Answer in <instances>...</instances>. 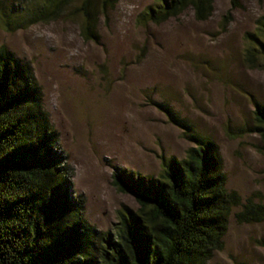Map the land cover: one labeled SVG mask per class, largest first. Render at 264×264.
Listing matches in <instances>:
<instances>
[{
    "label": "rangeland",
    "instance_id": "374dc122",
    "mask_svg": "<svg viewBox=\"0 0 264 264\" xmlns=\"http://www.w3.org/2000/svg\"><path fill=\"white\" fill-rule=\"evenodd\" d=\"M153 4L120 0L107 21L100 17L97 43H85L79 22L65 14L13 32L0 28V46L30 64L42 88L73 170V194L84 197L85 217L100 231L113 229L123 206L138 209L113 187V167L155 177L160 155L182 160L192 146L150 101L168 103L196 134L217 143L228 190L264 203V145L242 133L253 126L255 103L264 105V69L249 68L243 58L244 36L264 16V2L240 0L231 10L229 0H215L205 22L188 9L161 25L138 24ZM238 211L223 251L207 264H264V222L237 224Z\"/></svg>",
    "mask_w": 264,
    "mask_h": 264
},
{
    "label": "trees",
    "instance_id": "16d2710c",
    "mask_svg": "<svg viewBox=\"0 0 264 264\" xmlns=\"http://www.w3.org/2000/svg\"><path fill=\"white\" fill-rule=\"evenodd\" d=\"M119 1L0 0V28L13 32L65 14L79 22L85 43H97L100 17L107 21ZM229 1L231 10L240 8V0ZM214 2L154 0L137 22L161 25L188 9L205 22ZM230 21L229 12L222 31ZM244 41L245 65L264 69V16ZM43 98L30 64L0 46V264H207L224 249L234 209L237 224L264 222L263 202L227 189L217 143L196 134L168 103L150 101L192 146L182 160L160 155L155 177L113 167V187L138 209L123 206L112 230L96 229L85 217L84 197L73 194V170ZM247 131L264 145V105L255 103Z\"/></svg>",
    "mask_w": 264,
    "mask_h": 264
}]
</instances>
